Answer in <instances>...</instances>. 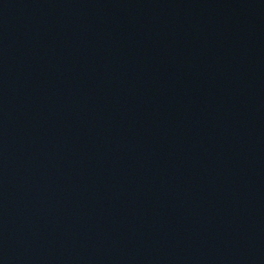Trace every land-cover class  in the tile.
<instances>
[{"label":"water","instance_id":"95a60500","mask_svg":"<svg viewBox=\"0 0 264 264\" xmlns=\"http://www.w3.org/2000/svg\"><path fill=\"white\" fill-rule=\"evenodd\" d=\"M0 264H264V0H0Z\"/></svg>","mask_w":264,"mask_h":264}]
</instances>
